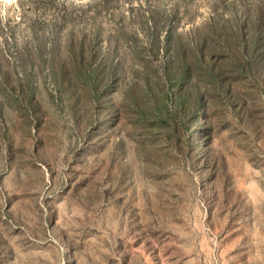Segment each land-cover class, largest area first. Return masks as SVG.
Wrapping results in <instances>:
<instances>
[{
  "label": "rangeland",
  "instance_id": "obj_1",
  "mask_svg": "<svg viewBox=\"0 0 264 264\" xmlns=\"http://www.w3.org/2000/svg\"><path fill=\"white\" fill-rule=\"evenodd\" d=\"M0 264H264V0H0Z\"/></svg>",
  "mask_w": 264,
  "mask_h": 264
}]
</instances>
